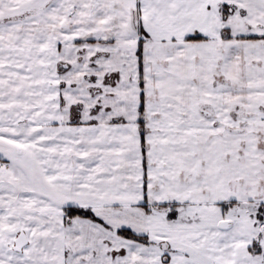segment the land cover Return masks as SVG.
Instances as JSON below:
<instances>
[{"label":"snow or ice","instance_id":"1","mask_svg":"<svg viewBox=\"0 0 264 264\" xmlns=\"http://www.w3.org/2000/svg\"><path fill=\"white\" fill-rule=\"evenodd\" d=\"M0 264H264V0H0Z\"/></svg>","mask_w":264,"mask_h":264}]
</instances>
